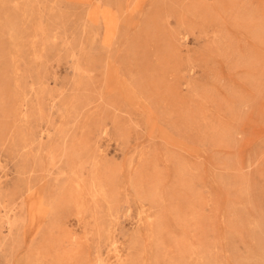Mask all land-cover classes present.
<instances>
[{"label":"rangeland","instance_id":"1","mask_svg":"<svg viewBox=\"0 0 264 264\" xmlns=\"http://www.w3.org/2000/svg\"><path fill=\"white\" fill-rule=\"evenodd\" d=\"M0 264H264V0H0Z\"/></svg>","mask_w":264,"mask_h":264}]
</instances>
